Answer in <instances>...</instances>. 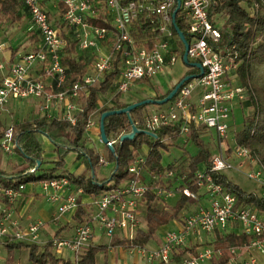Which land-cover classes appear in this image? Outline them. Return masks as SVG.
Listing matches in <instances>:
<instances>
[{"label":"built area","instance_id":"built-area-1","mask_svg":"<svg viewBox=\"0 0 264 264\" xmlns=\"http://www.w3.org/2000/svg\"><path fill=\"white\" fill-rule=\"evenodd\" d=\"M28 13L32 29L40 39L33 52L14 58L0 81V114L7 111L10 102L32 100L38 105L41 117L56 119L75 127L83 112V98L91 88L99 87L117 70L113 84L114 95L127 93L134 85L153 80L163 70L174 66L181 53L182 42L173 32L172 13L176 0H62L66 6L63 23L69 35L76 41L77 50L85 56V73L72 80L63 64L65 42L62 32L50 20L44 3L61 0H21ZM180 18L191 37L188 59L199 63L204 74L185 83L176 96L166 105L157 106L143 117V130L157 134L165 128H179L180 137L190 138L192 127L213 131L217 136L220 152L214 155L210 171L224 174L226 171L241 172L247 163L251 170L247 178L264 190V165L258 157L234 139V145H225L231 138L228 121L233 114V105L244 99L246 89L234 86L231 78L237 73L238 52L235 48L217 49L221 42L218 25L209 19L212 0H180ZM264 12V3H262ZM254 12L260 9L253 3ZM150 21L155 36L151 39H136L132 27L141 18ZM103 19L109 28L95 26L93 20ZM4 44L0 43V51ZM184 53V52H183ZM181 58L183 59L182 55ZM94 127L89 121L86 133ZM203 131V132H204ZM100 132V126H99ZM102 143L101 139H99ZM120 138L110 140L106 148L113 147ZM0 148L5 154H14L16 148L14 126L3 129ZM147 157L137 155L129 166L132 176L117 187L111 188L97 198H92L90 216L77 224L70 237L55 235L47 241L61 255L63 251L74 254L73 264L96 242L95 228L107 239L109 249H121L131 257H138L148 264H176L175 256L180 249L188 251L178 264H212L222 256L217 243V233L246 235L248 243L230 247L232 257L228 264H264V213L252 206L239 205L235 196L215 183L206 167L199 168L195 182L203 195L194 194L189 188H171L168 181L175 177L173 171L151 173ZM239 161L238 168L234 162ZM100 165L108 162L100 157ZM181 181L184 177L180 178ZM42 196L56 211L51 222L57 223L65 216L75 215L80 207L78 193L66 176L46 179L38 183ZM152 191L160 200H167L179 193L193 199L197 210L186 211L176 225L178 231H166L156 248L140 245H117L115 241H132L140 230V211L144 206L147 191ZM25 191V185L15 189H0L10 204ZM262 197V196H261ZM204 198L206 205L198 203ZM0 220V241L4 243L39 244L43 221L30 223L25 229L18 227L12 213L4 208ZM201 234L209 237L207 246L201 244ZM119 235V236H118ZM189 236L192 237L189 239ZM119 249V250H120Z\"/></svg>","mask_w":264,"mask_h":264},{"label":"trees","instance_id":"trees-1","mask_svg":"<svg viewBox=\"0 0 264 264\" xmlns=\"http://www.w3.org/2000/svg\"><path fill=\"white\" fill-rule=\"evenodd\" d=\"M252 2L257 3L260 7L257 13H250L243 6ZM264 0H212L209 9L210 21L218 25L216 18L223 16L226 21L223 26L219 27L221 32V42L217 49L235 48L238 52L237 63L239 64L237 74L239 76L242 87L248 92L252 113L246 118L243 128L235 134V141L239 146L248 148L252 154L256 155L260 162L264 165V157H260L257 153L256 145L264 144V109L262 102L264 100V89L261 87L251 86L249 77L253 64L264 63V12L262 10ZM58 14L63 19L67 9L63 1L57 3ZM177 9V4L173 7V12ZM25 8L21 0H0V31L8 25L20 24L25 16ZM50 20L57 29L64 28L61 21L56 15L48 11ZM176 22L180 30L185 34L189 43L191 37L186 32L184 22L180 18V11L177 14ZM91 23L95 26L109 28V23L103 19L93 20ZM61 31V30H60ZM172 32L176 40H179L174 27ZM64 37L65 47L63 51V64L67 67L72 80L81 78L85 73V56L77 50L76 41L70 35L62 34ZM132 35L134 38L152 39L155 36L153 26L150 21L141 17L132 27ZM31 52L37 49L39 36L35 31L30 33ZM12 57L19 52L20 48L10 49ZM183 54V52H182ZM183 57V55H182ZM117 70L113 71L99 87L91 88L87 97L83 98V112L78 117L75 127L69 124L49 119L46 117H36L31 121H24L14 126L16 148L15 154L25 160L26 165L16 166L13 171L7 173L0 170V189L17 190L22 185L38 184L43 180L52 179L59 176H66L71 184L77 190L82 191V195L89 198H97L111 188L117 187L121 183L132 176L128 172L129 166L134 162L139 154L145 155L147 158V167L151 173H164L165 171H173L175 177L168 181V190L173 188H189L194 194L199 193V188L195 182V174L201 165L207 169V173L212 176L215 183L223 186L228 192H231L237 199L239 205L252 206L258 211L264 213V198L257 193H248L241 187L230 181L224 174L213 173L210 171L213 155L205 148L201 141L203 128L192 127L190 141L194 143L197 153L191 156L187 161L177 165L162 164L164 152H167L169 145L165 140L176 141L180 138L179 128H165L157 131L158 139L138 134L132 141L117 142L112 152L108 150V162L112 164V169L108 177H103L98 173L100 169V154L94 149L86 146L85 135L86 128L93 115L99 110V95L114 93V81L116 79ZM184 79V77L182 78ZM181 81V80H180ZM150 81H143L148 83ZM174 86L164 96L156 97L155 100L166 98L175 88ZM130 104L116 101L112 107H107L99 112V126L101 117L109 111L121 110ZM146 106L137 108L131 112V118L138 129H143V118L140 113ZM105 132L110 140H116L122 135L129 134L132 131L129 118L126 114L114 115L104 120ZM3 132V121L0 119V139ZM100 136V132H99ZM40 137L46 138L54 147L53 168L39 175L38 172L44 170V149ZM144 148L147 152L144 153ZM69 155H75L77 160L82 161L87 169V175L74 177L65 171L66 160ZM40 162V166H38ZM61 171V172H60ZM184 177L181 181L180 178ZM160 200L152 191H147L144 201L146 230H139L136 237L132 241H115L112 246L117 245H140L145 246L150 242L158 230L167 226L173 221H181V213L189 210L190 207L197 205V202L191 198L181 195L177 205L171 210L165 207L159 208ZM79 210L74 217V221L78 224L85 221L87 211L84 209L79 199ZM217 243L221 246L222 256L214 260L212 264H228L232 255L229 252L230 247H240L249 242L250 237L246 235L236 234H220L216 236ZM8 250L27 249L29 251L31 264H73L70 260L57 259L51 252V244L48 243L44 247L36 244L26 243H5ZM106 245L90 246L82 255L78 264H96V256L98 253L106 254L108 251ZM192 249H180V254L175 256L176 264L180 263L182 257ZM163 264V263H161Z\"/></svg>","mask_w":264,"mask_h":264},{"label":"rangeland","instance_id":"rangeland-1","mask_svg":"<svg viewBox=\"0 0 264 264\" xmlns=\"http://www.w3.org/2000/svg\"><path fill=\"white\" fill-rule=\"evenodd\" d=\"M248 2L245 1L243 3V6L249 11L250 13L254 12L253 8V2L251 4H247ZM45 7L49 9V7H54V3H44ZM56 8V7H55ZM55 8H53V12H55ZM226 21V18L223 16L217 17L216 22L219 27L223 26ZM31 28V22L29 19H24L21 21L20 24L17 25H8L4 27L1 32H0V43H8L9 46H13L14 48H20V50H23L25 47H27L30 43V39L27 40L26 34H27V29ZM181 53H179L178 60L176 64L170 68H167L160 72L153 80H151L148 83H139L134 85L127 93L122 94V95H114L115 93L108 92L107 94H100L99 95V110L96 112L93 117L92 121L94 122V127L98 129L99 126V119H100V114L99 112L107 107H112L116 101H119L121 103H128V104H133L142 100L146 99H155L156 97H161L164 96L169 90H171L174 86H176L180 80L188 73V75H193V74H198L199 71L197 69H191L188 65H186L183 62V59L181 58L182 52H184V48L180 45L179 46ZM10 55V48L7 50H4L0 52V64H3L4 66L7 67L8 64V58ZM1 76V74H0ZM249 83L251 86L255 87H261L264 89V63L261 64H253V67L251 69V74L249 77ZM231 83L234 86H242L239 76L237 73L233 75L231 78ZM34 102L32 100H27L24 101L23 103L17 102L15 104V107L13 109H10L9 112L1 113V118L3 121V126L4 128L7 126H15L21 122L24 121H31L33 118H36L39 116V113L36 112V107L32 105ZM18 105L21 106L22 108H18ZM157 106L154 105H149L147 106L143 111H141L140 115L143 118L144 115L147 114L148 111L155 109ZM262 107L264 109V100L262 102ZM237 110L240 114L239 117L244 123L246 118L252 113L253 108L251 105V101L248 95V92L246 91L244 99L241 101L235 102L233 105V114L230 120L228 121V124L230 126V136L226 142L225 145H234V139L232 137L235 136L236 133L240 132L242 129V125H234V112ZM38 113V115L36 114ZM143 130V129H141ZM98 131V130H97ZM96 139V144L95 148L97 151L99 150V146L103 147L99 141L98 137L95 136ZM40 140L43 144V147L45 149L47 148V145L49 143L46 142L44 137H40ZM154 140V139H153ZM85 141L87 143L92 142V140L89 139L87 134L85 135ZM201 141L204 144L205 148L208 149L211 154L214 156L220 152V147L218 145V140L217 136L213 131H204L201 134ZM167 145H169V149L167 152H164V157L162 164L164 166L167 165H177L180 166L181 163L184 161H187L191 156H194L197 153V149L194 146V143L190 141V139L180 137L176 141L173 140H165L164 141ZM99 145V146H97ZM257 147V153L261 157H264V144L263 145H256ZM104 152L107 153L106 147L104 148ZM147 152V149L144 148V153ZM54 159V158H53ZM106 160V159H105ZM24 159L20 156H17L15 153L14 154H5L3 150L0 148V170H3L5 172H10L13 168V166L17 165V163L21 162L23 163ZM107 161V160H106ZM50 166L46 167L44 166V170L39 171L38 174L42 175L44 172H47L51 167L53 168V163L49 162ZM239 164L241 162L235 161L234 165L236 168H238ZM23 166V165H22ZM106 169L105 174L103 175H108L109 170L111 167H107L108 165H101ZM201 168L203 165L200 166ZM108 168V169H107ZM251 170L249 165L247 163L244 164V167L241 169V172H237L235 170H229L224 173V175L232 181L234 184L238 185L241 187L244 191L248 193H257L259 196H262L264 198V190L261 188L259 184H257L254 181H251L247 178L246 174ZM61 172V171H60ZM99 174L102 172V169H98ZM204 190L199 191V195L204 194ZM1 199H4L2 194L0 193ZM181 198V194L177 193L173 197L160 201L158 204L159 208L165 207L167 210H171L173 207H175L178 203V201ZM204 199H202V202ZM200 203V201L198 202ZM46 205V204H45ZM48 210L51 211V207L47 206ZM199 208V205H195L189 208L188 211L192 212L194 210H197ZM186 213V211L181 213V217ZM140 230H146V219H145V207H141L140 211ZM179 221H173L170 224H168L165 227H162L158 230L154 238L145 245L146 248H156L161 244L162 241V236L166 231H178L177 223ZM50 229H53L52 226L47 227V230L49 231ZM49 231L48 235H45L40 239V243L37 244L39 247H44L46 246L48 240H50L53 237V231ZM192 238L189 236V239ZM209 240V237H207L205 234H201V244L203 246H207V242ZM103 241L107 242V239L103 237ZM45 242V243H44ZM120 249V248H119ZM115 248V249H108L107 253L104 254L98 253L96 256V264H148L146 261L140 260L138 257H131L127 255V252L121 248L120 250ZM50 252L57 258V259H62V260H70L71 262L74 261V254L69 252V251H63L61 255L55 253V250L50 247ZM24 258V256H23ZM30 260V256H29ZM31 263V261H30Z\"/></svg>","mask_w":264,"mask_h":264},{"label":"crops","instance_id":"crops-1","mask_svg":"<svg viewBox=\"0 0 264 264\" xmlns=\"http://www.w3.org/2000/svg\"><path fill=\"white\" fill-rule=\"evenodd\" d=\"M57 3L53 4L54 5L53 8L56 7L55 8V10H56L55 12H53V8L52 7H49V9L48 8H46V9L48 11L54 13L56 15V18L61 21L62 25H64L63 19L62 18L60 19L59 14H58ZM24 19H29L30 22H31V19H30V17H29L27 12H25V16L22 19V21ZM60 30H61L62 34L63 33H65V35L69 34V32L65 28V26H64V28H62ZM32 31H33V29H32V22H31V28L27 29V31H26L27 32V34H26L27 40L30 39V37H31L30 33H32ZM63 39H64V37H63ZM38 42L39 43H37V46L40 44V39L38 40ZM3 44H4V49H2V51L7 50L9 48L10 49H16L13 46H9L8 43H3ZM2 51H0V52H2ZM28 52H31L30 43L23 50H19V52H17L14 57H12V53H11V50H10V55H9V58H8V61H7L8 64L14 58H16L18 55L23 54V53H28ZM0 65H3V64H0ZM4 73H5V71H0V74H1L0 81H1V78H2ZM23 102L24 101H22L21 103H23ZM16 103L17 102H10L7 105V111L6 112H9L10 109H13L15 107ZM32 105L34 107H36V109H37L36 112L39 113L38 117H41L42 114L39 112L38 105L35 102H34V104L32 103ZM18 108L20 109L22 107L18 105ZM3 113H5V112H3ZM38 113H36V114L38 115ZM239 114L240 113L237 110H235V112H234V125H237V127H239V125H241L243 123L242 120L239 117ZM0 119L2 120L1 115H0ZM96 128L93 127L89 132L86 133L87 136L89 137V139L92 140V142H90V143H87V141H85L86 142V146L88 148H90V149H94L97 153L100 154V157L106 159L107 162H108V150H107V153L104 152L105 151L104 150L105 145L101 144L100 141H99V139H100L99 126H98V129H96ZM3 129H4V126H3ZM95 136L98 137L99 143L103 146V147H101V146L97 145V146L100 147L98 151L94 147L95 144H96ZM45 140H46V142H48V140L46 138H45ZM43 149H44L43 157H44V162H45L44 166L46 165V167H48V166H50V164H48V163L49 162L53 163V161H54L53 160V158H54V147L49 142L48 145H47V148L45 149V147H43ZM22 165H26L25 160L23 161V163L19 162V163H17V165L13 166V168H12V170L10 172L13 171L14 167L22 166ZM111 165L112 164H110L108 162V166L107 167H111ZM100 168L102 169V172L100 173V175L103 176V177H108L110 172H111L112 167H111V169L107 168L109 170V173L106 176L103 175V174H105L106 169L103 166H101V165H100ZM104 170H105V172H104ZM65 171L67 173L73 175L74 177L85 176V175L88 174L85 164L82 161L77 160L75 155H69L68 156V158L66 160ZM10 172H7V173H10ZM75 189H76L75 186L72 187V190L77 192L76 191L77 189L76 190ZM78 198L81 200V203H82L84 209L87 211V215H86V218H85V220H87L89 218V216H90V213H91V209H90L89 203H90L92 198H89L86 195H82V193H78ZM202 199H204V198H202ZM202 199H201L200 204L206 205L207 202L205 201V199L202 202ZM47 206L51 207V211L48 210ZM4 208H6L9 211H11L13 221H15L17 223L18 227H20L22 229H25L32 222H36V221H39V220L43 221L45 224H44V227L41 230L40 239L42 237H44L45 235H48L50 230L53 231V233H52L53 237L55 235L63 236V237H70V236L73 235V233L75 231V228H76V226L78 224L77 222L74 221V217H75V215L77 213L75 215H73V216H65L57 223L51 222V217L56 211V205L49 203L42 196L41 190H40L38 184H33L32 183V184L25 185V191L19 197H17L15 199L14 203H12V204H10L8 200L1 199V197H0V220H2V218H3L2 211H3ZM50 226H52L53 229H50L48 231L47 227H50ZM95 232H96V240L95 241L99 242L101 245H106V241L105 242L103 241V237L104 236L102 235V233L98 229V227L95 228ZM23 256H24V258H23ZM0 264H31L30 260H29V251L27 249L8 250L6 248V246H5V243L0 241Z\"/></svg>","mask_w":264,"mask_h":264},{"label":"water","instance_id":"water-1","mask_svg":"<svg viewBox=\"0 0 264 264\" xmlns=\"http://www.w3.org/2000/svg\"><path fill=\"white\" fill-rule=\"evenodd\" d=\"M176 4H177V9L172 13V20H173V27L176 31V34L178 35L180 41L182 42L183 46H184V53H183V62L188 65L191 69H197L199 71V73L197 75H188L186 76L184 79H182L177 85L176 87L170 92V94L162 99V100H155V99H146V100H142L133 104H130L128 107L121 109V110H116V111H109L106 112L102 115L101 117V121H100V139L102 141V143L104 145H107L109 143V138L106 135L105 132V126H104V120L110 116H114V115H122V114H126L129 118L130 124H131V128L132 131L129 134H125L122 135L120 137V142H125V141H132L138 134H144L146 136H149L151 138H153L154 140L158 139V135L152 132H148L145 130H140L138 129V127L136 126V124L133 122L132 118H131V112L136 110L137 108L143 107V106H149V105H154V106H163L166 105L167 103H169L178 93V91L180 90V88L187 83L188 81L194 80L196 78L201 77L204 74V68L202 67L201 64L199 63H193L190 62L188 59V50H189V43L186 40V36L185 34L180 30V28L177 25L176 22V18H177V14L181 8V1L180 0H176ZM112 152H114V148L110 147L109 148ZM38 166H40V162H38Z\"/></svg>","mask_w":264,"mask_h":264},{"label":"flooded vegetation","instance_id":"flooded-vegetation-1","mask_svg":"<svg viewBox=\"0 0 264 264\" xmlns=\"http://www.w3.org/2000/svg\"><path fill=\"white\" fill-rule=\"evenodd\" d=\"M193 70V69H192ZM193 75H196V74H193ZM186 76H188V73L184 76V78L186 77ZM182 80V79H181Z\"/></svg>","mask_w":264,"mask_h":264}]
</instances>
